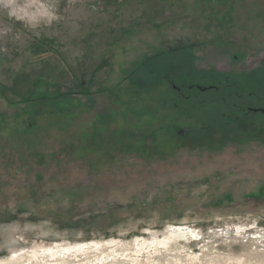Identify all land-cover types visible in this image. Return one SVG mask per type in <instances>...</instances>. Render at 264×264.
Wrapping results in <instances>:
<instances>
[{
	"label": "rangeland",
	"instance_id": "1",
	"mask_svg": "<svg viewBox=\"0 0 264 264\" xmlns=\"http://www.w3.org/2000/svg\"><path fill=\"white\" fill-rule=\"evenodd\" d=\"M55 2L61 19L37 28L0 9V246L16 237L0 258L115 240L71 264H264V135L224 124L171 146L130 85L170 98L171 81L215 75L264 93V0ZM179 228L194 233L150 248Z\"/></svg>",
	"mask_w": 264,
	"mask_h": 264
},
{
	"label": "flooded vegetation",
	"instance_id": "2",
	"mask_svg": "<svg viewBox=\"0 0 264 264\" xmlns=\"http://www.w3.org/2000/svg\"><path fill=\"white\" fill-rule=\"evenodd\" d=\"M151 59L150 56L141 64L147 66ZM151 71L153 72V70ZM190 78V82L181 85L171 81L175 95L170 98L158 97L153 94L147 96L137 89L136 82L130 83L134 86L137 94L138 106L143 109L135 110V114L146 113L150 117L156 118L162 113L165 116L164 121H160L158 125L165 126L167 129L164 130L168 132L173 131L171 146L176 145L180 140H200L204 136L211 135L219 125L224 124L234 126L239 139H256L264 135V104H254L256 100H264V93L251 90L249 85H245L246 79L248 81L250 78L238 77L235 82L227 79L225 83L210 75ZM193 79H210L212 83L209 86L198 85ZM209 90H214L212 97H204L203 92ZM144 110L146 112H143ZM252 114H258L260 118H253ZM184 119L186 122L183 121ZM184 122L185 125L182 124ZM200 122L204 125L203 133L194 127V123ZM135 137L141 139L139 131Z\"/></svg>",
	"mask_w": 264,
	"mask_h": 264
},
{
	"label": "bare ground",
	"instance_id": "3",
	"mask_svg": "<svg viewBox=\"0 0 264 264\" xmlns=\"http://www.w3.org/2000/svg\"><path fill=\"white\" fill-rule=\"evenodd\" d=\"M193 231H189L188 229H183V228H179L174 230L170 236L166 237L163 240L160 241H153L150 248L153 249V251H155V253H162V251L167 250L170 241H172L173 239L176 238H180L186 235H190L193 234ZM141 243L139 244L140 247L142 246H146L148 245L146 243V241L141 240ZM116 241H112V242H107V243H95L94 245L92 244H85L82 246H78L76 248H66L65 250H62L59 246H55L54 248H45L40 252H43L45 256V264H71L73 263L72 260L74 258H79V255L81 254H90L92 253V251L94 250H103V246L108 245V247H113L115 246ZM152 249H149L148 254L150 255V251ZM31 254L33 256H37L38 252L37 251H33L31 252ZM131 256H134V254H129ZM49 257V258H47ZM68 258V259H67ZM51 261V263L49 262ZM49 262V263H48Z\"/></svg>",
	"mask_w": 264,
	"mask_h": 264
},
{
	"label": "clouds",
	"instance_id": "4",
	"mask_svg": "<svg viewBox=\"0 0 264 264\" xmlns=\"http://www.w3.org/2000/svg\"><path fill=\"white\" fill-rule=\"evenodd\" d=\"M0 9L7 10V14L10 18L23 21L24 24L30 28H37L41 23L51 25L54 21H59L61 19L57 14L55 0L45 5V11L39 14L34 11H24V5L18 4L17 0H0ZM14 232L15 229H12L11 232H5V243L0 247L7 248L10 244L15 242L16 237H14ZM14 255L15 254L10 255L7 258H0V264H10Z\"/></svg>",
	"mask_w": 264,
	"mask_h": 264
},
{
	"label": "trees",
	"instance_id": "5",
	"mask_svg": "<svg viewBox=\"0 0 264 264\" xmlns=\"http://www.w3.org/2000/svg\"><path fill=\"white\" fill-rule=\"evenodd\" d=\"M212 77H216L215 75H212ZM147 96H150V95H147ZM44 98V97H43ZM43 98H41V99H43ZM154 101L156 100V99H153ZM150 120H151V126L153 127L154 126V124H155V122H153L154 121V119L155 118H153V117H150L149 118ZM161 126V127H160ZM159 126V134L162 132V130H164L166 127L165 126H163V125H160ZM167 129V128H166ZM169 132H173L172 130H170ZM156 133V132H155ZM157 134V133H156ZM136 135H138V130L137 129H135L134 130V132H131V133H129L127 136L129 137V138H134ZM141 140V139H140ZM144 140V139H143ZM142 142V141H141ZM143 143V142H142Z\"/></svg>",
	"mask_w": 264,
	"mask_h": 264
}]
</instances>
